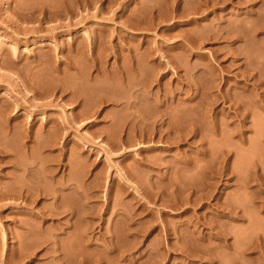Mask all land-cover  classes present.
Segmentation results:
<instances>
[{"label":"rangeland","instance_id":"374dc122","mask_svg":"<svg viewBox=\"0 0 264 264\" xmlns=\"http://www.w3.org/2000/svg\"><path fill=\"white\" fill-rule=\"evenodd\" d=\"M260 97L264 0H0V248L264 264Z\"/></svg>","mask_w":264,"mask_h":264},{"label":"bare ground","instance_id":"6f19581e","mask_svg":"<svg viewBox=\"0 0 264 264\" xmlns=\"http://www.w3.org/2000/svg\"><path fill=\"white\" fill-rule=\"evenodd\" d=\"M219 36V35H218ZM187 43V45L186 44H184V46L187 48L188 46H190V47H192V44L190 43V42H186ZM166 62H168V61H166ZM221 70H223V69H221ZM220 71V70H219ZM218 71V73L220 74V72ZM224 71V70H223ZM245 76H247V74L245 75ZM242 78H243V76H242ZM215 81H216V79H215ZM244 81H248V77H244ZM257 86V85H256ZM131 87H128V90H133L132 92H134V89H133V87H132V89H130ZM191 88V87H190ZM193 88V87H192ZM194 91H198V88L196 89V88H194L193 89ZM221 91V90H220ZM223 91L224 90H222L221 91V94H224V95H221L222 97H223V99L224 100H227V97H225V96H227L226 94H225V91H224V93H223ZM139 92V94L141 95V93H144V91H141V93H140V91H138ZM131 94H133V95H130L129 97H130V99H134V95H139V94H137V91H136V93L134 92V93H131ZM157 94V93H156ZM155 94V95H156ZM146 95H148V93L146 92V93H144L142 96H146ZM149 95H150V93H149ZM152 95V99H151V96H147L146 98H148V100L149 99H151V101H155V100H157L158 98H157V95L155 96H153V93L151 94ZM221 96H219V98L221 97ZM154 97H156L155 99H154ZM198 97H199V95H198ZM197 97V98H198ZM136 98V97H135ZM129 99V100H130ZM132 99V100H133ZM154 99V100H153ZM196 99V98H195ZM130 101L131 103H129V101L128 100H126L127 102H126V104L128 105L129 104V107L131 108H133V105H137L136 103V100H133V101ZM260 102L262 103V108L264 107V101L261 99V97H260ZM168 101V100H167ZM131 105V106H130ZM168 106V104L166 103L164 106ZM169 107V106H168ZM168 107H165V109L164 110H166V109H168ZM163 110V113H165V111ZM264 110V109H263ZM230 115H231V113H229ZM163 116V114H161L160 115V117H162ZM227 117V116H226ZM228 117H230V118H228V119H237L238 121H239V123L241 124V127H243V125H244V119H246V117H245V115L244 114H242V113H238V111L237 110H235V112H234V114H232V116H228ZM29 178H32V177H29ZM29 180H31V179H29ZM29 182H31L32 184L34 183V180H31V181H29ZM34 185H35V183H34ZM28 187V188H27ZM24 186V188H20V190L21 191H23V192H25V195L24 194H22L20 197H23V198H27V196L26 195H28L30 192H29V189L31 188H29V186ZM1 195H4V193L2 192L1 193ZM1 239H2V243H1V248H0V264H11L10 263V259H8L10 256H12V255H9V253H7L6 252V247H5V235H4V233H3V231L1 230ZM18 261H21L22 259H23V257H22V255H19L18 256ZM85 263V262H84ZM83 263V264H84ZM14 264V263H13ZM15 264H18V263H15Z\"/></svg>","mask_w":264,"mask_h":264}]
</instances>
